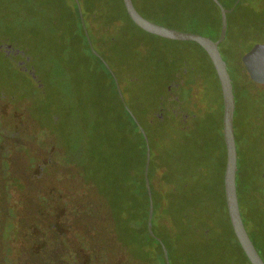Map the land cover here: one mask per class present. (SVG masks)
I'll return each mask as SVG.
<instances>
[{
	"label": "trees",
	"instance_id": "1",
	"mask_svg": "<svg viewBox=\"0 0 264 264\" xmlns=\"http://www.w3.org/2000/svg\"><path fill=\"white\" fill-rule=\"evenodd\" d=\"M68 1L71 3L57 7V18L53 17L57 24L55 44L61 50L78 45V48H87L90 62L94 61L102 68L108 85L103 84V99L91 101L89 106L83 102H79L78 106L52 105L55 107L51 109L48 121L51 145H48L49 152L45 151L48 155L44 159L38 157L32 163H29L25 153L35 154L38 148H43L35 126L33 129L14 110H10L12 124H5L0 118V175L18 173L11 158L26 156L24 160L28 165L22 175L26 174L24 178L28 185H24V191H27L24 203L29 207L26 212L19 213L20 205L15 204L14 207L4 203L9 207V214L4 212L5 209L0 211V233H4L5 220L1 221L4 216L13 220L16 234L21 232L17 223L24 221L23 248L25 246V253L33 257V264H152L157 253L162 256L163 264H167L161 242L168 249L171 264H232L233 253L225 246L226 237L221 229L225 225L223 221H226L246 262L251 264L235 235L228 213L224 188L227 152L223 135V97L208 53L194 41L171 40L143 30L129 16L124 0H79L92 43L98 48L93 47L110 65L120 86H124L126 91L134 82H146L147 78L149 84L153 82L157 89L156 85L167 75H174L177 79L180 73H186L185 66L178 71L174 69L175 63L165 48V52L160 53L161 59H154V64L148 65L149 53L159 50L149 48L142 40L132 41L138 38L135 30L164 41L194 43L204 51L214 68L222 101L223 161L218 154L221 146L210 135L211 126L201 123L203 119L209 120L211 112L187 115L180 107L175 110L164 105L165 97L150 90L151 96L155 94L162 99L157 109L151 102L148 107L147 101H139L136 110L129 106L144 127L151 147L149 178L154 201V236L148 229L150 198L145 179L146 139L125 107L112 72L92 51L77 1ZM219 1L225 8H232L237 0ZM242 1L228 14V32L219 49L232 78L235 98L236 90L249 96L248 102L254 110H258L264 108L259 97V94L264 95V90L256 88L259 85L249 76L242 61L245 54L242 46L248 47L249 51L259 41L257 33L264 21L261 14L254 10V20L248 23L250 26L244 27L246 24H243L242 31L231 36L229 16L238 11L242 13ZM133 2L142 15L154 22L159 23L152 16L164 21L160 24L168 27L199 33L213 40L220 36L221 10L214 0ZM22 10L17 9L22 22L20 28L29 40L35 33L37 10L33 4H27ZM31 46L28 50L33 48ZM182 51L187 53L188 50L185 48ZM181 53L179 51L177 55L180 57L174 59L182 58ZM230 64L236 69V77L231 73ZM201 76L206 77L201 73L188 75L187 81L183 78L178 89ZM43 80L42 76H37L36 86L39 97L46 100L50 92L44 91ZM176 82L172 83V90L177 87ZM172 102L177 103V100ZM4 114L5 108H2L0 116ZM190 119L193 120L192 125L188 123ZM214 155L222 163L223 198L218 212L213 208L217 197L214 196V182L209 176V159ZM48 168L51 171L49 178ZM158 172L160 175H157ZM156 176L166 187L165 190L156 188ZM7 182L10 180L1 181ZM14 183L17 184L14 188L22 191L23 182ZM12 198L9 194L10 201ZM33 213H37L40 219H47V222L52 218L54 224H50L49 232L45 233L37 227L38 219L33 218ZM243 220L247 228L244 217ZM247 220L250 225L255 223L257 233L254 232V236L247 230L264 259V213L254 209L247 213ZM45 238L53 240V244L45 243ZM2 245L0 240V254ZM13 248L15 245L10 244V252ZM61 255L70 257L66 260Z\"/></svg>",
	"mask_w": 264,
	"mask_h": 264
},
{
	"label": "rangeland",
	"instance_id": "2",
	"mask_svg": "<svg viewBox=\"0 0 264 264\" xmlns=\"http://www.w3.org/2000/svg\"><path fill=\"white\" fill-rule=\"evenodd\" d=\"M70 3L71 2L68 0H0V104L6 106L1 107L0 105V110L5 108V114L2 115V117L0 116V118L4 119L5 124H12L13 120L11 119L12 116L10 115V110H14L17 115L19 117H23V119L29 123L33 129L35 126L38 138L42 139L43 148H38L35 154L28 152L25 153L27 154V160L29 163L36 161L38 157L44 159L45 156L48 155L45 151L47 150L49 152L48 145H51V128L48 121L51 109H54L55 107L52 106L53 104L78 106L79 102H83L89 106L91 101L93 102L96 99H103V93L101 91L103 89V84L106 83L108 85V81L105 79L102 68L94 61L90 62L88 58L89 51L87 48H78L80 46L78 45L76 47H67L66 50H61V48L57 47L55 44L57 24L56 19L53 17L57 18V7H63L65 4L68 5ZM27 4H33L34 8L37 10L36 26H34L35 33L31 35V39L29 40L26 39L28 38L26 33L21 30L22 27L20 28V25H22V22L19 20L21 16L17 12V9L19 8L23 11L22 9ZM241 5L242 13L241 11H238L229 16V34L231 36H235L237 32L240 33L242 31L240 28L243 24H246L244 27L250 26L248 23H252L254 20V10L261 14L264 21V0H243ZM152 18L159 23L164 24V21L153 16ZM182 27L185 28L186 26L183 24ZM135 33L138 35V38L132 41L142 40V43L147 45L149 48L156 47V49L159 50L149 53L148 65L154 64V59H161L160 53L163 51L165 52V49H167L170 52L169 56L175 63L174 69L178 71L181 66H185L186 73H180L179 78L177 79L174 75H167L161 83H159L160 81L157 82V84L159 83L158 86L156 85L157 89L155 88V84L153 82L149 84V78H147L146 82H134L129 86V91H126L124 86H120L127 106L136 110L139 101H147L146 103H148V107L149 102H151L153 108L157 109L162 100L155 96L157 92V94L165 97L164 105L167 107L170 106L175 110L180 107V109H184V113L187 115L192 113L206 114V112H211L208 118L209 120L207 121L203 119L201 120V123L205 126L207 125L208 127L211 126L212 131L210 135L215 139L217 145L221 146L218 154L221 161H223L224 146L221 136L222 101L214 68L209 58L206 56L204 51L194 43L164 41L158 37L151 36L139 30H135ZM257 37L259 41L254 45L264 43V24L259 33H257ZM25 39L27 41H25ZM3 44H13L16 47H21L23 50L26 49L28 62L25 65L33 70L34 74L31 75L28 70L22 69V66L18 64V60H15V57L14 59L6 57L4 55V53H6L5 48L2 47ZM31 45L33 48L28 50ZM93 46L98 48L95 43ZM185 48L188 50L187 53L184 51L186 54L182 51ZM242 50L246 53L248 51V47L246 48V46H242ZM179 51L182 52V58L174 59L180 57V55H177ZM24 59L25 56L19 57V60ZM237 64L238 62H236V65ZM231 65L233 64H230V66ZM148 67L149 66H147V68ZM94 69L97 70L96 73L93 72ZM230 69L232 75L236 77L237 73L234 66H231ZM194 73L205 74L206 77L201 76L194 81L186 83L183 87H180V89H178V86L176 85L177 87H173L174 92L176 93L171 98L173 101L176 100L174 98H178L177 103L172 102L170 98L168 99L169 95L167 93V88L171 86L175 80L181 85L183 78L187 81V76ZM37 76H42L44 79L43 84L46 87L44 91L50 92L49 99L44 100L42 97H39V92L36 86L38 85V82L36 81ZM158 79H160V77H158ZM149 85L151 88H149ZM149 90L152 91V93H155L154 97L151 96L152 93L149 92ZM236 94L238 107L235 112V131L238 139L242 138V140L239 141V147L240 149L242 147L244 150V155L240 156V165L242 164L244 166V170H242V177L239 175V182H242V180H245V176L254 174V172L257 171V165L260 161L264 162V153L263 148L257 139L252 140L250 139L251 137H245L250 131L249 125H251L252 110H254L253 106H251L250 102H248L249 96L243 95V93L237 90ZM14 115L15 117L17 116L16 114ZM188 123L192 125L193 120L190 119ZM1 127H4V125ZM246 142H249L250 145L248 150H246L245 147ZM25 157L26 156L23 155L21 159H17L16 157L11 158V161L15 165L16 171L18 172L11 173V175L14 174L12 176H15L12 178L14 179L12 183L17 185L14 181L23 182V187L20 188L22 191H24V185L25 187L28 185L26 184L27 181L24 178L26 174L22 175L28 165L24 160ZM209 160L211 165L209 169V176H211L210 178L214 182V196L217 197V199H214L215 205L213 208L218 212L222 207L221 202L223 198L222 163L217 161L215 155ZM47 165L48 164H46V166ZM49 170L50 168L46 171L48 178V175L51 173ZM157 175H160V173L158 172ZM157 177L158 176L155 178L156 188L165 190L166 187ZM20 185L21 184L18 186ZM26 194L27 191L25 189V191L20 195L22 204L19 209V213H24L29 208L28 206H25L24 203V200H26ZM244 194L245 198H242L241 200L242 213L247 223L249 232L254 236L255 233H257L255 232V223L250 225L247 220V213L252 202L251 199L249 200L250 194L248 193V190H245ZM249 202L250 204H248ZM4 203L5 198L1 197L0 193V211L5 209ZM33 214V218L38 219L37 227L42 228L45 233L49 232V227L51 226L50 224H54L51 221L52 218L47 222V219H40L37 213ZM12 219L14 218L12 217ZM3 220H5L3 224L4 236L9 238L14 233V222L13 220H10L8 216H4L1 221ZM18 223H20L19 227L21 229V232H18L20 237L23 235L22 231L26 224L24 221H20ZM223 223L225 225L220 226L223 230L224 236L226 237L225 246H227V248L233 253V259L230 260V262L232 264H248L229 223L226 221H223ZM45 243H48L51 246L53 244V240L50 241V239L45 238ZM21 253L23 254V251ZM70 253H72L71 250ZM61 256L66 260L70 257L68 255ZM155 259L156 260H154L152 264H163V258L159 253L155 255Z\"/></svg>",
	"mask_w": 264,
	"mask_h": 264
},
{
	"label": "water",
	"instance_id": "3",
	"mask_svg": "<svg viewBox=\"0 0 264 264\" xmlns=\"http://www.w3.org/2000/svg\"><path fill=\"white\" fill-rule=\"evenodd\" d=\"M76 1L78 3L81 21L84 26V30L92 51L96 53L104 61L108 69L112 72L117 85V89L124 102L125 107L139 125L146 139L147 159L145 164V179H146V185L150 198L148 229L150 233L155 236L152 230L154 201L152 195L151 182L149 178L151 147H150L148 135L144 127L138 121L133 111L127 106L121 91L118 77L112 71L110 65L103 59L102 56L98 54V52L93 47L89 32L87 30L83 12L81 9V5L79 3V0ZM214 1L220 7L221 17H222L220 36L216 40H213L212 38L208 36H204L199 33L182 31L176 28L168 27L160 23L154 22L146 18L138 11L133 0H124V4L131 19L134 21L136 25H138L143 30L171 40L194 41L198 43L200 46H202L205 49V51L208 53L216 70L220 82L222 97H223V135H224V141L227 152V164L224 173V188H225V197H226V203H227L230 221L233 230L235 232V235L240 245L242 246L246 256L248 257L250 263L264 264V259L262 258L261 254L259 253L258 249L256 248L253 240L251 239L248 233L240 209V202H239V195L237 188L238 150H237L236 135H235L236 98H235L232 78L228 70L227 63L224 60L222 53L219 49V45L224 41L228 32V14L233 11V9L240 0H237L232 8H225L219 0H214ZM242 61L244 66L246 67V70L250 78L255 82L264 83V43H258L254 45L249 51H247L242 56ZM161 243H162L166 263L171 264L169 259L168 249L163 242Z\"/></svg>",
	"mask_w": 264,
	"mask_h": 264
},
{
	"label": "flooded vegetation",
	"instance_id": "4",
	"mask_svg": "<svg viewBox=\"0 0 264 264\" xmlns=\"http://www.w3.org/2000/svg\"><path fill=\"white\" fill-rule=\"evenodd\" d=\"M5 48L6 53H4L7 57L13 58L15 57V60H18V64L21 65L22 69L28 70L31 75L34 74V71L31 70L29 67H26L25 64L28 62V55L26 49H22L21 47H16L13 44H3ZM3 48V49H4ZM2 49V50H3ZM25 56L24 60H19V57ZM18 57V58H16ZM255 82V81H254ZM176 82V85L179 87L180 83ZM259 86L256 88H260L264 90V83H259L255 82ZM175 94L174 90H172V87L169 86V92H168V99L170 98L172 101L173 99L171 98ZM259 97L261 99V106H263L264 102V95L259 94ZM178 100V98H174ZM237 99H236V109H237ZM264 107V106H263ZM252 116H251V122L249 125V133L245 137H251L250 139L252 140H258L259 144L263 148V153H264V108L261 109L259 108L258 110H252ZM236 112V110H235ZM235 127H236V118H235ZM236 135V143H237V150H238V171H237V178H238V183H237V188L238 192L240 194L239 202H240V209H242L241 206V200L242 198H245L244 191L248 190V193L250 194L251 199V204L250 202V209L248 213H250L252 210H259L260 212L264 213V162L260 161L257 165V171L254 172V174H249L245 176V180H242V182H239V175H243L244 166L241 164L240 165V156L244 155V150L243 148L239 147V141L242 140V138L238 139L237 133L235 131ZM251 140V141H252ZM246 150L250 148L249 142H246L245 144ZM44 166L41 168V170H44ZM15 176L9 175V174H2L0 175V183L2 179H8L10 182L7 183H1L0 184V193L1 197L5 198V204H9L11 206L15 207V204L20 205V195L23 193V191L16 190L14 187L15 185L12 183L14 179H12ZM5 187V189L1 188ZM9 194H12L13 198L10 201L9 199ZM238 194V195H239ZM248 196V195H247ZM246 196V197H247ZM22 202V201H21ZM8 208L5 206V213H8ZM242 213V211H241ZM17 223V222H16ZM17 226L19 228L20 223H17ZM16 226V228H17ZM246 226V225H245ZM0 240L3 242L2 245V253L0 254V264H33V257L31 255H28L25 253V246L23 248L25 239H23V235L19 237L18 234H16V230L14 228V233L11 237L7 238L0 233ZM13 244L15 245V248L10 252L9 245ZM23 251V254L21 253Z\"/></svg>",
	"mask_w": 264,
	"mask_h": 264
}]
</instances>
